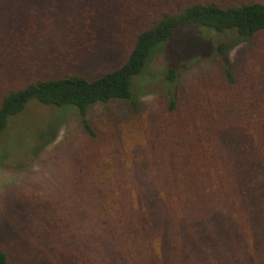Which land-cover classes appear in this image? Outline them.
Returning a JSON list of instances; mask_svg holds the SVG:
<instances>
[{"label": "trees", "instance_id": "16d2710c", "mask_svg": "<svg viewBox=\"0 0 264 264\" xmlns=\"http://www.w3.org/2000/svg\"><path fill=\"white\" fill-rule=\"evenodd\" d=\"M165 1L0 0V133L10 116L35 101L74 109L92 138L88 109L113 100L132 105L133 78L179 29L194 24L242 38L264 32V2ZM99 23L136 31L124 61L92 79L76 72L43 77L37 70L46 72L45 63L28 66L18 54L10 59L11 49L36 42L42 30H94ZM226 46L220 41L215 50ZM63 55L53 53L48 67L67 68ZM224 74L231 79L226 65ZM164 75L166 109L174 110L170 64ZM258 83L243 107L220 102L202 120L183 112L182 136L162 152L158 171L137 188L106 178L84 211L94 222L75 227V236L44 219L45 210L34 214L32 242L44 252L21 255L0 246V264H264V80ZM56 123L48 124L54 129L43 143Z\"/></svg>", "mask_w": 264, "mask_h": 264}, {"label": "rangeland", "instance_id": "374dc122", "mask_svg": "<svg viewBox=\"0 0 264 264\" xmlns=\"http://www.w3.org/2000/svg\"><path fill=\"white\" fill-rule=\"evenodd\" d=\"M98 25L94 30H42L36 42L21 44L19 51L11 49L10 59L18 54L28 58V66L32 61L45 63L46 72L37 70L43 77L76 72L92 79L124 61L136 31L120 30L114 23ZM207 30L192 24L156 47L143 72L133 78L132 105L116 100L93 104L87 111L92 138L84 133L72 108L29 101L7 119L0 133V246L4 251L44 252L42 243L32 242L33 215L43 210L44 219L74 236L75 227L94 222V217L84 218V211L91 208L106 178L115 177L123 189L137 188L143 178L156 173L162 152L177 146L182 136L178 125L183 112L191 111L200 120L205 109L216 112L220 102L243 107L246 95L256 92L258 78L264 80V32L242 38ZM220 41L227 45L222 53L215 50ZM53 53L64 54L61 59L67 60V68L48 67L54 63ZM168 64L175 73L174 110L166 109ZM225 65L231 79L224 74ZM55 120L54 136L43 143L54 129L48 124Z\"/></svg>", "mask_w": 264, "mask_h": 264}]
</instances>
